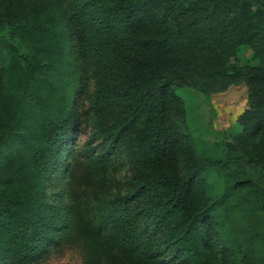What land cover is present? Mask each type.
Wrapping results in <instances>:
<instances>
[{"label": "trees", "instance_id": "16d2710c", "mask_svg": "<svg viewBox=\"0 0 264 264\" xmlns=\"http://www.w3.org/2000/svg\"><path fill=\"white\" fill-rule=\"evenodd\" d=\"M241 83L214 155L176 88ZM263 231L264 0H0V264L67 242L83 264H264Z\"/></svg>", "mask_w": 264, "mask_h": 264}, {"label": "rangeland", "instance_id": "374dc122", "mask_svg": "<svg viewBox=\"0 0 264 264\" xmlns=\"http://www.w3.org/2000/svg\"><path fill=\"white\" fill-rule=\"evenodd\" d=\"M251 52L250 48H244L240 54V61L249 60ZM176 90L184 100L189 128L198 136L206 149L214 155L222 154L227 130L235 126L236 117L246 107L245 84L232 85L226 90L208 94L191 86L178 87ZM86 106V98H82L79 110L83 112V117L78 123L76 135L71 143L79 147L80 158L82 154L90 152V146H95L98 140L93 134L92 118L89 113H85ZM81 166L79 165L78 168ZM128 175L126 160L122 157L118 158L114 167L110 168L109 189L114 191L118 186L124 185ZM209 182L213 193L222 191L224 179L215 170L211 171ZM232 216L233 222H241L237 215ZM262 245L264 251V238ZM27 264H83L82 248L77 243L67 242L51 249L39 261Z\"/></svg>", "mask_w": 264, "mask_h": 264}]
</instances>
